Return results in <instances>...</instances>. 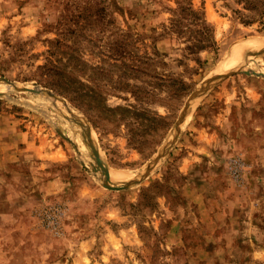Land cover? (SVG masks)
I'll list each match as a JSON object with an SVG mask.
<instances>
[{"label": "rangeland", "instance_id": "obj_1", "mask_svg": "<svg viewBox=\"0 0 264 264\" xmlns=\"http://www.w3.org/2000/svg\"><path fill=\"white\" fill-rule=\"evenodd\" d=\"M250 39L264 0H0V264H264Z\"/></svg>", "mask_w": 264, "mask_h": 264}, {"label": "bare ground", "instance_id": "obj_2", "mask_svg": "<svg viewBox=\"0 0 264 264\" xmlns=\"http://www.w3.org/2000/svg\"><path fill=\"white\" fill-rule=\"evenodd\" d=\"M247 40V39H246ZM249 40V39H248ZM261 48H264V40H261V39H250V41L248 42H245V43H241L239 45L236 46V48L234 49V52H233V55L231 54V58L230 59H227L229 57L226 58L227 61H223V64L220 65V67L217 69L216 71V75H221L225 72H228L229 70H231L232 68L238 66L240 64L241 66V61L243 59V56H244V53L250 49H261ZM260 51V50H258ZM254 54H256L254 52ZM253 56V54H252ZM247 61V60H246ZM246 65V64H245ZM249 66V65H248ZM247 69V68H246ZM235 71V70H234ZM213 74V73H212ZM215 77V76H214ZM212 79V78H211ZM9 86V85H7ZM30 88V87H29ZM203 88V87H202ZM201 88V89H202ZM42 91V90H41ZM6 92V91H5ZM0 93H3V89L0 88ZM3 95V94H2ZM195 97H191V99L189 100V102L187 103V107L185 109V114L187 113V110L191 104V107L189 109V111L192 109L193 105L195 104L196 102V99H194ZM73 113V112H72ZM76 115V114H74ZM77 117V116H76ZM78 118V117H77ZM81 120V118H79ZM83 120V119H82ZM185 126V122H183V125L182 127L184 128ZM180 129H181V124L176 126L175 127V131L173 133V135L171 137H169L166 142H165V145H164V151H167L168 148L170 146H172L178 135H179V132H180ZM73 139V138H72ZM75 140V139H74ZM76 143V142H75ZM77 144V143H76ZM158 160V159H157ZM154 162V161H153ZM151 163L149 165V167H145L141 170H138V171H134L132 173H129V172H118V171H112L111 172V177L113 180L114 183H118V182H121V184H124V183H128V182H131V181H134V180H137V179H141L144 175V173L147 171V169H151L155 163L157 162H154V163ZM113 183V184H114ZM117 185V184H115ZM119 185V184H118Z\"/></svg>", "mask_w": 264, "mask_h": 264}, {"label": "trees", "instance_id": "obj_3", "mask_svg": "<svg viewBox=\"0 0 264 264\" xmlns=\"http://www.w3.org/2000/svg\"><path fill=\"white\" fill-rule=\"evenodd\" d=\"M170 78L166 79L165 77H162V78H159V79L162 80V81H166L167 80V81H170V83H172L171 86H173V88H175L174 91L172 92L173 95L181 96V95L189 93L190 88H191V85L189 83H187L184 80H177L173 76H170ZM93 122L96 124V119H93Z\"/></svg>", "mask_w": 264, "mask_h": 264}, {"label": "water", "instance_id": "obj_4", "mask_svg": "<svg viewBox=\"0 0 264 264\" xmlns=\"http://www.w3.org/2000/svg\"><path fill=\"white\" fill-rule=\"evenodd\" d=\"M30 91H33V92H39V89H35V90H30ZM196 94L197 93H195V95H193V97H195L196 96ZM183 119H184V117H183V113H182V116H181V118L179 119V121H178V123L176 124V126H178V125H180L181 124V122L183 121ZM157 161V159H155L154 160V162H156ZM153 162V163H154ZM152 163V162H151ZM109 177V176H108ZM109 179L107 178V181H108ZM135 182H138L137 180H135ZM109 188H111V189H123V188H127V187H130V186H128V185H126V186H124V185H122V186H114V185H107Z\"/></svg>", "mask_w": 264, "mask_h": 264}]
</instances>
